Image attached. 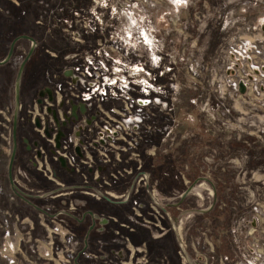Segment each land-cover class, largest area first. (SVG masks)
I'll return each instance as SVG.
<instances>
[{
    "label": "rangeland",
    "instance_id": "1",
    "mask_svg": "<svg viewBox=\"0 0 264 264\" xmlns=\"http://www.w3.org/2000/svg\"><path fill=\"white\" fill-rule=\"evenodd\" d=\"M19 34L38 41L22 115L34 112L44 87L57 100L97 104L75 68L102 50L107 81L116 83L98 127L118 135L101 149L100 197L68 187L85 183L86 172L20 146L13 175L27 194L5 187L0 219L40 217L25 220L13 264H264V0H0V60ZM29 47L20 40L0 65L3 187L15 79ZM20 134L42 136L19 125ZM91 207L108 220L93 231L89 216L81 226L60 213L79 217ZM30 220L40 229L29 230Z\"/></svg>",
    "mask_w": 264,
    "mask_h": 264
},
{
    "label": "flooded vegetation",
    "instance_id": "2",
    "mask_svg": "<svg viewBox=\"0 0 264 264\" xmlns=\"http://www.w3.org/2000/svg\"><path fill=\"white\" fill-rule=\"evenodd\" d=\"M8 30V28H7ZM20 35H28V34H19L16 35L14 38ZM30 36V35H28ZM33 37V36H31ZM14 38L11 40H14ZM37 45L35 47L34 52L36 51V48L38 47V41L35 37H33ZM20 40H27V39H20ZM18 40L16 44L20 41ZM29 41V40H27ZM30 42V41H29ZM10 43V45H11ZM15 44V47H16ZM31 46V42H30ZM10 49V47H9ZM30 49V47H29ZM28 49V51H29ZM15 51V48H14ZM27 51V53H28ZM9 52V50H8ZM7 52V53H8ZM33 52V54H34ZM26 53V55H27ZM33 54L31 55L30 59L32 58ZM7 55V54H6ZM5 55V56H6ZM24 56V58L26 57ZM14 52L13 55L10 59V61L14 58ZM23 58V60H24ZM30 59L27 61L25 65V69L23 72V77L26 71V66ZM22 60V61H23ZM9 61V62H10ZM7 62V63H9ZM19 69V67H18ZM70 75V72L69 74ZM22 77V80L24 79ZM21 89H22V83H21ZM50 91V92H48ZM22 95V94H21ZM22 96H20V113H19V118H18V128H17V133H19V125L23 128H30L31 131L39 132L40 135L39 139H29L28 136H24L23 134H20V139H18L17 135V153L16 156L18 155V152L20 150V146L23 144V149L25 154H29L34 156L36 159L44 158V153L46 155L50 153L51 155H55V159L58 161L59 166L62 169H67L70 172H83L87 173L86 175V182L82 184H75L72 183L69 185V188H80L82 187L85 190H98L99 187L98 181H99V175L100 171L103 170V160H102V153H101V147L103 148L104 143L99 142V137L101 136V129L102 127H98L99 125L102 126L101 124V118L103 115V104H75L70 103L67 100L59 101L57 102V94L54 89L51 87H44L41 90L38 91V96L35 98V105L33 104L32 109H34V112H29L26 114L21 113L22 110ZM70 104H69V103ZM14 111V110H13ZM83 117H85L84 121L86 124L83 123ZM13 119V117H12ZM100 128V129H99ZM69 135H73L74 137L77 138V145L78 147L75 148V153H76V158L81 160L86 166H81V168H74L72 166H69V163L67 160L63 157H58L57 153L62 150V145H63V140L66 139ZM42 137H44L45 140L50 141V144L44 143L42 140ZM45 150V152L43 151ZM12 151V149H11ZM16 159V158H15ZM101 159V164H96V160ZM62 160L64 161V164L62 163ZM95 162V163H93ZM56 173V172H55ZM96 173V174H95ZM7 175H8V170H7ZM56 177V174H53ZM97 175V176H96ZM90 176H96V181L97 183H89L88 178ZM9 179V178H8ZM13 180L14 184L15 183V177L13 175ZM10 183V181H9ZM11 185V184H10ZM17 188V186H16ZM18 191L19 188H17ZM62 190V189H59ZM23 192V191H20ZM54 192V191H53ZM27 194V193H26ZM48 196V195H47ZM107 198V197H105ZM108 199V198H107ZM73 201L70 202V204ZM69 204V205H70ZM73 204V203H72ZM73 205L70 206V209H73ZM88 211H93V213H96L92 209H85L83 213L78 217L77 215H74L71 213V215H67L68 218L70 219H75L79 223V225H83L87 222V217H90L91 224H93V219L89 214H86L84 217L83 215L88 212ZM68 212V211H67ZM61 213V212H60ZM70 213V212H69ZM56 214H53L52 216H55ZM85 221V222H84ZM100 223L98 219L95 220L94 226L96 223ZM90 226L88 230L93 231L95 227L93 226L92 229H90ZM100 229V228H99Z\"/></svg>",
    "mask_w": 264,
    "mask_h": 264
},
{
    "label": "built area",
    "instance_id": "3",
    "mask_svg": "<svg viewBox=\"0 0 264 264\" xmlns=\"http://www.w3.org/2000/svg\"><path fill=\"white\" fill-rule=\"evenodd\" d=\"M101 51L102 50H100L98 52L97 57H94V54L89 55L90 58L87 59L88 63L86 64L85 67L84 66H78L75 68V70L77 72H79L84 78L89 79L92 83V86H93L91 89L92 92L87 94V96L85 95V97H87L86 99L94 98V100L98 104L103 103L105 101V98L110 96L111 93L113 95L114 86H112V85H113V83L114 84L116 83L115 77H114L113 81H110V82L107 81L109 79V77L106 76V70H108V67L105 66L104 55H103V52H101ZM67 73H69V72H67ZM82 81H84V80H82ZM111 90H112V92H111ZM55 92L58 96V93L56 90H55ZM59 101H62V99H58L57 102H59ZM114 112L116 115H120V113L116 109ZM114 121H117V120H114ZM118 124H119V122H118ZM101 131L102 132H101V136L99 137V142L104 143V145L107 143L108 140H112L113 137H116L118 135V132L114 128H112V129L102 128ZM77 142L78 141H77L76 137H74L73 135H69L66 139L63 140L62 150H60L57 153L58 157L65 158L67 160V162L69 163V165L72 167H74L76 165V160H79L76 158V153H75V148L78 147ZM101 149H102V147H101ZM79 161H81V160H79ZM74 168H76V167H74ZM78 168L79 167H77L76 169H78ZM96 176H95V178H96ZM140 179L145 180V184L148 185L147 176L144 175V177H141ZM15 183H16L17 188H19L20 191H23L22 185L17 181L16 178H15ZM91 194L94 196H97V197L103 196L100 189H99V191L96 189L91 190ZM115 197H117V196H115Z\"/></svg>",
    "mask_w": 264,
    "mask_h": 264
},
{
    "label": "water",
    "instance_id": "4",
    "mask_svg": "<svg viewBox=\"0 0 264 264\" xmlns=\"http://www.w3.org/2000/svg\"><path fill=\"white\" fill-rule=\"evenodd\" d=\"M20 39H27L31 42V46L30 49L26 55V57L24 58V60L20 63L19 65V69L17 72V76L15 79V104H14V111H13V119H12V151H11V155H10V160H9V165H8V178L10 181V184L12 186V188L15 189V191L21 196L24 197L26 195V193L24 192H20L17 190L15 184H14V180H13V165H14V161L16 158V153H17V128H18V118H19V113H20V106H21V102H20V96H21V83H22V77H23V72L25 69V65L27 63V61L30 59L31 55L33 54L35 47L37 45L36 40L28 35H20L17 36L16 38H14V40L12 41L11 45H10V49L9 52L7 53V55L0 60V65H4L7 62L10 61L13 52H14V48H15V44L18 40ZM241 90H243V86L241 85ZM50 92V91H48ZM62 163L64 164V161L62 160ZM49 193H46L45 195H43L42 197L47 196ZM61 213L67 214V215H71V213L67 212V211H60ZM89 214L91 216V218L93 219V224L90 226V229L93 228L95 220L98 219L101 225H104L108 222V220L106 218L100 217L98 214L93 213V211H88L86 212L83 217ZM72 216V215H71Z\"/></svg>",
    "mask_w": 264,
    "mask_h": 264
},
{
    "label": "crops",
    "instance_id": "5",
    "mask_svg": "<svg viewBox=\"0 0 264 264\" xmlns=\"http://www.w3.org/2000/svg\"><path fill=\"white\" fill-rule=\"evenodd\" d=\"M8 177V175H7ZM2 180V179H1ZM8 185L9 187L11 186L9 184V179H8V184H6V186L4 185L3 187V183H1L0 181V200H7V197H6V193H3L2 190H4V188H8ZM5 188V190H6ZM21 201H25L24 199H21ZM86 209H92L94 210L96 213H98L96 210L97 209H94V208H86ZM33 213V212H32ZM30 214L28 216H31L30 218L31 219H35L37 217H40L39 215H35L34 214ZM11 215L9 214V220H11V222H7L3 224V222L1 221L0 219V231L5 234V241H6V247L3 249V250H0V264H13V261H12V255L14 254V247H13V244H14V240H18V238L20 237V235H22L23 233H20V231H25L27 228L25 227V224H26V221L25 220H29L28 216L25 217V214L22 213V216L19 217V215H16L12 218V216L10 217ZM27 224H29L30 226V229L29 230H34V229H40V227H37L34 225V222L32 220L28 221ZM40 224V223H39ZM29 232V231H27ZM25 233V232H24ZM6 249V250H5ZM84 250V249H82ZM76 261V259H75Z\"/></svg>",
    "mask_w": 264,
    "mask_h": 264
},
{
    "label": "trees",
    "instance_id": "6",
    "mask_svg": "<svg viewBox=\"0 0 264 264\" xmlns=\"http://www.w3.org/2000/svg\"><path fill=\"white\" fill-rule=\"evenodd\" d=\"M18 72V71H17ZM17 76V75H16ZM22 90V89H21ZM19 131V130H18ZM17 135H18V133H17Z\"/></svg>",
    "mask_w": 264,
    "mask_h": 264
}]
</instances>
